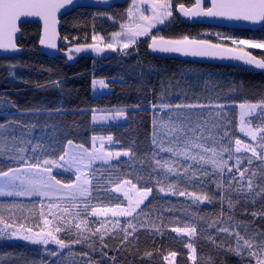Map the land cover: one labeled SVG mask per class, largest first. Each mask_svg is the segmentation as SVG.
I'll return each mask as SVG.
<instances>
[{
    "label": "trees",
    "instance_id": "obj_1",
    "mask_svg": "<svg viewBox=\"0 0 264 264\" xmlns=\"http://www.w3.org/2000/svg\"><path fill=\"white\" fill-rule=\"evenodd\" d=\"M172 1L174 15L170 23L157 32L164 37L177 40L187 36L209 42L202 36L211 34V38L222 39L226 45L231 40L264 42V28L229 31L182 22L175 8L181 4L188 6L189 1ZM127 16L128 9L124 5L75 9L61 19L65 53L56 58L39 52L40 26L28 24L21 28L19 45L25 50L24 54L0 59V171L41 165L45 160L59 161V157L66 154L69 140L92 150V137L111 136L114 152L128 151L129 155H120L111 163L91 168L90 195L77 201L80 208L83 209L85 202L90 206L89 212L92 206L98 210L117 205L125 207L124 197L114 190L125 180H130L137 189L151 188L149 199L133 217H96L82 212L81 218L88 220L87 227L93 231L100 227L101 221L106 222L109 234L103 242L99 234L92 236L85 231L83 235L87 239L72 243L77 230L61 222L64 227H72V231L62 230L55 235L65 240L70 248L58 252L22 241H2L0 264H193L189 259L191 250L185 246L188 243L196 249V264H204L207 257H211L212 264H255L247 250L241 248V254L237 255L229 249L236 248L237 232L254 245L264 240V160L247 151L239 155L234 153L229 159V153L224 152L223 158L232 172L226 169L221 175L213 174L215 169L211 165L174 152L160 151L158 144L152 142V121L155 118L167 122L168 117L163 111H154L152 106L161 103L162 92L164 102L169 104L227 105L222 118L209 108L182 112L187 123L193 128L201 125L204 136L211 137L201 143L209 147L214 145L218 151L229 148L232 154L237 139L243 142L241 145H252L240 134L239 105L264 100V70L243 65L234 58L229 61L178 58L153 50L149 40L118 55L82 56L81 51H74L78 46L93 45V36L117 32ZM255 52L264 57V52ZM94 78L107 81L109 94L93 96ZM118 111L125 113L122 122L94 123L95 114H116ZM217 122L220 126L212 127ZM246 124L257 132L264 128V111L257 109L246 119ZM156 131L158 142L163 140L165 147L183 151L184 144L180 140L173 144V137L169 139L160 128ZM258 143L264 144L261 134ZM198 151L190 149L193 155ZM237 158L241 161L240 169L247 170L243 182H239L236 172ZM169 167L173 168L172 172L168 171ZM205 171L208 175H204ZM56 178L65 184H73L76 180L72 173H57ZM249 178L251 190L247 187ZM214 181H222L223 187L218 189ZM180 191L208 194L214 199L211 203L194 202L188 195H178ZM57 199H0V215L12 225L10 228L31 229L30 232L37 233L45 228L40 217L41 204L48 215L47 205ZM229 200L232 207H229ZM114 220L120 223L114 225L111 223ZM129 221L137 231L126 243H121L123 232L120 229L127 227ZM185 225L195 227L196 235L187 237L172 231ZM221 227L228 228L229 232L220 231ZM146 252L152 255L146 256ZM171 252L177 253L174 260L169 255Z\"/></svg>",
    "mask_w": 264,
    "mask_h": 264
},
{
    "label": "snow or ice",
    "instance_id": "obj_2",
    "mask_svg": "<svg viewBox=\"0 0 264 264\" xmlns=\"http://www.w3.org/2000/svg\"><path fill=\"white\" fill-rule=\"evenodd\" d=\"M71 2L72 0H0V49L16 48L14 35L19 30L18 21H20L21 17H39L43 19L45 25V38H42L40 43L47 44L49 47L55 48L56 44L53 42V39L55 36L54 25L56 22V13L60 8L64 7L65 4ZM179 7L185 16H219L226 17L228 19H243L254 22L264 21V0H211V7H208L207 9L202 6V0H195V5L193 8L186 9L183 4H181ZM170 8L171 5L167 2V0H154L152 4L153 15L151 17L140 13V21L145 23L137 22L134 24L130 23L129 25H121V32L114 33L113 38L116 39L123 37L125 41L123 43V47L128 48L132 43H135L137 37L148 35L150 29L155 26L156 22L162 23V17L171 16L172 13ZM136 11L138 10L135 8L134 4L133 9L129 10L130 20L133 18ZM97 39L98 37L93 36V40ZM99 39H102V37ZM232 43H238L239 45H244L251 49L264 50V42L240 40L238 42L232 41ZM88 47H92L96 51H100V49L96 48L95 45H89ZM107 47L116 50L113 43L107 44ZM150 47L153 50H159L161 52H176L192 56L216 55L222 52L227 54L230 58L242 60L245 64L254 65L256 68L264 69V58L257 59L256 56L240 48L226 49L223 48L222 45L209 44L204 40H191L187 36L177 40H165L163 37L157 39L155 36H152V44ZM82 50H84L83 46H78L74 49L76 52H80ZM69 59H71V56H69ZM99 83L103 84L104 82L100 81ZM163 95L164 94L162 92L161 103L159 105L153 104L152 107L154 111H163L168 117V120L167 122H163L158 121L155 118L153 119V144H158L160 151L174 152L176 155H184L186 158L193 161L211 165L215 169L213 174L218 172L222 175L226 169L229 173H231L232 168L228 166V162L223 158V153L228 152L229 159H231L230 149L225 147L218 151L214 145L209 147L206 143H201L202 140L211 139V137L204 136V129L201 125H197L193 128L189 123H187V118L184 117L182 112L184 109L191 110L209 108V110H216V116L222 118L227 105L220 103H209L207 105L202 103L169 104L164 102ZM239 107L242 110L241 116L243 117L245 112H253L257 109L264 111V100L259 103H241ZM116 115L123 116L125 113L123 111H118ZM95 119L96 117L93 116V120ZM206 123L207 121H205V124ZM217 126H220L219 122L212 125V127ZM157 128H160L163 130L165 135L172 136L174 139L183 138V151H177L173 147H165L163 140L158 142V133L156 131ZM241 131L250 136L253 141L257 140L256 131L251 129L246 130L243 126L241 127ZM189 132L193 133L191 137L188 135ZM258 132L261 134V140H264V128L258 129ZM197 133L199 134L197 135ZM224 136H227L226 130L224 132ZM92 139L95 141L97 137L94 136ZM107 139L110 142L112 141L111 136H109ZM242 143L243 142L240 139L235 141V151L237 153L241 151ZM68 144L71 145L72 141L69 140ZM244 147L247 150H250L253 156H258L261 160H264V154L257 153L255 147L250 145H244ZM262 147H264V144H262ZM192 148L199 150L197 155L191 154L190 149ZM102 149L103 144L101 145V151ZM83 151L87 152V149H83ZM120 155L128 156L129 152L125 151L123 153H116L117 157ZM96 158L109 159L112 158V153H107L104 156H99ZM59 160L63 162L65 157L60 156ZM73 160L75 161V158H73ZM251 162V159H249L248 163L251 164ZM53 163H55V161L45 160L43 161L44 167H42L39 163L29 165L28 168L30 170H34V172L32 176L26 178H21L19 170L17 169H9L6 172L0 171V176L8 177L9 185L13 188H16V181H19V188L14 191H7L5 187H0V196L38 195L51 199V196L54 194V192L59 191V189H56L55 186L60 185V181L54 180V178L51 176L50 165ZM76 163L78 164V161H76ZM156 163L160 164V161H157ZM240 164L241 161L239 158H237L235 161L236 172L239 174V182H243L245 178V171L247 170H241L239 167ZM61 166H63V164H61ZM164 166L165 165H161V167ZM77 171H80L79 167H77ZM168 171L172 172L173 168L169 167ZM204 175H208V173L205 171ZM232 178L235 179V175H233ZM80 179L81 177L77 176V180L79 181ZM50 181L52 182L50 183ZM88 183L89 182L87 180H84L82 185H63L62 188L64 189V192L61 197L47 205L48 215H45L43 211L44 205L41 204L40 217L45 228L41 229L40 232L34 233L35 239H33V236L28 235H25L23 238L26 240L32 239L34 243L42 242L44 244L49 243V239H51V241L59 245L61 249H64L70 247V245L66 243L65 240L58 238L55 234L61 232L62 230L71 233L72 227H74L77 230V233L76 238L72 241V243H80L81 239H87V237L83 235L85 231L90 232L92 236L99 234L100 240L103 242L105 235L109 234V230L105 226L106 222L101 221L100 227H97L93 231L87 227L89 223L88 220L86 218H81L82 212L91 216H107V213L111 212L113 217H133L134 213L137 212V209H140L141 204L144 203V200L147 199L148 195L152 191L151 188L136 189L135 184H133L130 180H125L123 183L130 185L131 189H136L137 193L135 198L128 196V193H125V196L128 197L127 207L121 208L119 205H117L116 208H108L103 211H99L97 207L92 206L91 212H89L88 209L90 206L87 202L84 203L83 209H81L80 205L77 203L79 199L86 198L90 195L88 189L84 186ZM214 183H216L218 189L223 187L222 181H214ZM247 187L249 190L252 189V180L250 178L247 181ZM114 190L120 191L121 186H117V188ZM161 191H164V189L162 188ZM173 194L177 193L174 192ZM178 195H188L194 200V202L207 201L211 203L214 199V197L211 195H198L195 192L185 193L184 191H180ZM223 199V197L220 198L221 203H223ZM229 207H232L231 200H229ZM73 209H75V211H73ZM253 215H255V213ZM49 216L51 219H49ZM77 220H79V222H76ZM61 222L66 225H71L72 227H64ZM111 223L116 225L119 224L120 221L114 220ZM0 225H4L5 229L12 227V225L6 223L2 215H0ZM82 225L85 227L82 228ZM129 229L131 231H129ZM3 230L4 229H0V233H2ZM219 230L222 232H229L228 228L221 227ZM27 231L30 232L31 229H27ZM120 231L123 232L121 243H126L129 239V236L133 235L137 231V228L134 224H132L131 221H129L127 227L121 228ZM157 231H159V229H157ZM172 231L182 233L187 237H193L196 235L197 229L193 226L185 225L184 227L173 228ZM16 234L17 233L15 231L12 232V235ZM235 236L237 241L236 248L229 249V251H234L237 255H240L241 248H243L247 250L248 255L255 260V264H264V240L254 245L250 239H245L238 232L235 233ZM241 241H243V245H241ZM185 246L191 250L189 259L193 261V264H196L197 256L195 247H193L192 243H188ZM104 247H107V244H104ZM145 255L151 256L152 253L146 252ZM169 255L174 260L177 253L171 252ZM164 259L168 260V256H165ZM204 264H212L211 257H207L204 261Z\"/></svg>",
    "mask_w": 264,
    "mask_h": 264
},
{
    "label": "rangeland",
    "instance_id": "obj_3",
    "mask_svg": "<svg viewBox=\"0 0 264 264\" xmlns=\"http://www.w3.org/2000/svg\"><path fill=\"white\" fill-rule=\"evenodd\" d=\"M154 0H128L126 6L128 9V16H127V20L125 23H123L122 25H129L130 23L134 24V23H145L143 21H140V13H143V15L145 16H149L151 17L153 15V11H152V4H153ZM167 2L171 5L170 11H171V16H164L162 17L163 22H156L155 26L152 27L149 31V34L146 36H139L136 38L135 43H132L128 48H124L123 47V43L125 42L123 37L120 38H113V34L108 35V36H96L98 37L97 40H93V45L96 46V48H99L100 51H96L94 48L92 47H83L84 50L81 51V55H93L96 57H102L103 55H118L121 54L133 47H136V45L141 42V41H147L149 40L150 42H152V36H155L157 39L161 38V34H158L157 32L163 28H165L171 21L174 12H173V6L171 4V2L169 0H167ZM135 4V8L138 10L135 12L133 18L130 20L129 18V10L133 9V6ZM121 26L119 28V30L117 32H121ZM115 32V33H117ZM102 39H99L101 38ZM202 38L204 39H208L210 44H215V45H222L223 48L226 49H243L244 51H247L249 53H251L252 55L256 56L257 59H261L264 58L258 54H256L255 51H261L264 52V50L261 49H251L248 48L244 45H239L237 44H233L232 41H240V40H231V41H227V44H224V41L221 39L220 41H218L216 38H211V34H205L204 36H202ZM191 39V38H190ZM194 40V39H191ZM109 43H113L114 47L116 50L110 49L107 47V44ZM105 51V52H104ZM76 54V52H75ZM74 55L73 53H71V56ZM76 57V55H75ZM233 59V58H232ZM240 61L243 65L249 66V67H253L256 68L254 65H248L245 64L242 60H238ZM259 69V68H257ZM264 70V69H262ZM100 81H103L104 83L101 84L99 83ZM95 82V83H94ZM93 96L97 97V96H102V95H107L109 94L110 90L107 84L106 80L103 79H96L94 78L93 80ZM242 110H240L241 113ZM257 110L253 111V112H245L244 116H241V125H240V131H241V127L243 126L246 130L247 129H251L247 124H246V119L249 118L250 116L254 115L256 113ZM96 117V119L94 120L95 124H115V123H120L123 120V116H117L116 114H104V113H98L94 115ZM253 130V129H251ZM255 131V130H253ZM257 132V131H256ZM193 133L189 132L188 135L191 137ZM240 134H243L244 136H246L249 141L252 143V147H255L257 150V153L259 154H264V147H262V145L260 143H258L259 141V136L260 133L257 132V140L253 141L251 139L250 136L246 135L245 132H240ZM170 137L172 136H168V138L170 139ZM178 140L181 141V144H184V139H172V143L175 144ZM103 144V149L101 151V145ZM235 147L236 145L234 144V148L232 151V156L234 157L235 154L239 155L241 152L243 151H247L250 152L252 154V152L250 150H247L244 145H241V151L239 153H237L235 151ZM83 149H85L84 147L78 146V145H74L71 144L67 147V151L64 157L65 160L63 162L59 161H55V163L51 164V176L54 178V180H57L56 178V174L57 173H62V174H68V173H72L76 180L73 184H65L63 182H60V185H56V189H59V191H55L54 194L51 196V199H55V198H59L61 197V195L64 192V189L62 188L63 185H82L84 180H87L89 183L87 185H84L89 193H90V170L91 168L96 165V164H107V163H111L113 160L116 159V153L114 152V145L113 142L109 141L107 138H103L101 139V137L97 138L94 142H93V148L92 150H87V152H84ZM107 153H112V158L109 159H101V158H96L99 156H104ZM235 153V154H234ZM91 154V155H89ZM253 155V154H252ZM254 157H258V156H254ZM73 158H75V161L73 160ZM76 161H78V164L76 163ZM61 164H63V166H61ZM42 167H44L43 163L41 164ZM77 167H79L80 171H77ZM17 170H19V174L21 176V178H26L29 176L33 175L34 170H30L29 168H17ZM77 176H80L81 179L78 181L77 180ZM52 181H50L51 183ZM0 187H5V189L7 191H14L17 190L19 188V181H16V188H13L12 186L9 185V178L8 177H2L0 176ZM137 189V188H136ZM136 189H131L130 185L127 184H123L121 186V190L120 191H115L117 194H119L120 196L124 197L125 201L127 202V205L125 207L128 206V197L125 196V193H128V196H131L133 198H135L136 196ZM151 193L148 195L147 199L144 200V203L149 199ZM0 199H21V200H28V199H49L48 197H42V196H38V195H32V196H17V195H12V196H8V195H3L0 196ZM141 204L140 208L144 205ZM125 207H121V208H125ZM105 209H101L99 211H103ZM139 209H137L138 211ZM135 214V213H134ZM96 217H113L111 212L107 213V216L105 215H98ZM116 218H125V217H121V216H117ZM0 229H4L2 233H0V242L2 241H22L31 245H37V246H42L45 250H55L58 252H63L65 250H67L68 248H64L61 249L59 245H57L56 243H54L53 241H51V239H49V243L44 244V243H34L32 239H24L23 237L25 235L28 236H33V239H35L34 237V232H29V231H25V230H21V229H14V228H4V226H0ZM15 231L17 234L16 235H12V232Z\"/></svg>",
    "mask_w": 264,
    "mask_h": 264
},
{
    "label": "water",
    "instance_id": "obj_4",
    "mask_svg": "<svg viewBox=\"0 0 264 264\" xmlns=\"http://www.w3.org/2000/svg\"><path fill=\"white\" fill-rule=\"evenodd\" d=\"M128 2V0H72L71 3L65 4L64 7L60 8L56 13V22H55V36L53 42L56 44L55 48L49 47L47 44H41L40 40L45 38V25L44 20L39 17H21L20 21H18L19 30L14 35V42L16 44L15 49H0V59H9L13 57H19L24 54V49L19 45L22 39V31L21 28L28 24H35L40 26L41 34L38 43L39 52L48 57V58H56L64 55V51L62 50L63 46V38L61 36L62 23L61 19L70 14L77 8H98V9H107L114 5H124ZM195 5V0H194ZM180 5L176 7L175 14L177 18L185 23L189 24H201L207 25L217 28H223L227 30H237V31H257L264 27V21H246L243 19H228L226 17H209V16H185L183 12L180 10ZM202 6L211 7V0H202ZM186 9H189L184 5ZM194 6L190 7L193 8ZM173 54L178 58H190L192 60H228L230 57L227 54L220 53L216 55H208V56H192V55H184L182 53L176 52H168Z\"/></svg>",
    "mask_w": 264,
    "mask_h": 264
},
{
    "label": "flooded vegetation",
    "instance_id": "obj_5",
    "mask_svg": "<svg viewBox=\"0 0 264 264\" xmlns=\"http://www.w3.org/2000/svg\"><path fill=\"white\" fill-rule=\"evenodd\" d=\"M170 2H171V4L173 3V1L172 0H169ZM189 1V5L188 6H186V7H188V8H190V7H192V6H194V0H188ZM127 4V3H126ZM126 4H124V6H126ZM173 6V5H172ZM178 6V5H177ZM176 6V7H177ZM127 7V6H126ZM208 7H210V6H205V9H207ZM110 8V7H109ZM176 9V8H175ZM191 25H197V26H203V27H208V28H214V29H223V28H217V27H212V26H207V25H201V24H191ZM223 30H227V29H223ZM229 31H237V30H229ZM161 37H163L165 40H173V39H171V38H168V37H164V36H161ZM152 43V42H151ZM209 44H210V42H208ZM156 51H158L159 53H166V54H171V53H168V52H161V51H159V50H156ZM232 58H230L229 60H231ZM208 61L209 60H211V61H216V60H213V59H207ZM229 60H227V61H229ZM218 61H222V60H218Z\"/></svg>",
    "mask_w": 264,
    "mask_h": 264
}]
</instances>
